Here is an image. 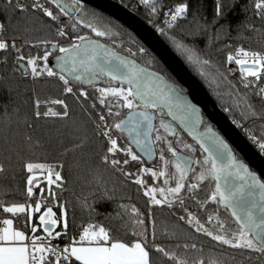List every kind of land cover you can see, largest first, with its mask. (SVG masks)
<instances>
[{"label": "snow or ice", "instance_id": "snow-or-ice-1", "mask_svg": "<svg viewBox=\"0 0 264 264\" xmlns=\"http://www.w3.org/2000/svg\"><path fill=\"white\" fill-rule=\"evenodd\" d=\"M11 4L12 0H8ZM58 12H54L52 8L45 7L39 0H33L32 9L42 11L45 17L50 18L52 22L62 23L61 17H68L70 24H64L57 27L56 32L59 37L68 36L69 33L65 30L70 28L71 43L67 46L61 45L56 41H41L45 46L51 47L56 51L55 69L49 67V56L53 53L46 50L42 57L27 58V66L31 68L33 78L42 76L46 73L48 77H58L63 82L64 91L68 94H73V87L70 85V80H75L80 83L94 84L99 77H108L110 82H118L120 87H105L97 89L100 93V103L105 104V97L111 96L116 98L118 107L128 109L125 118L114 120L111 125L106 121L105 115H100L99 120L102 125L101 135L107 138L106 153L102 157L104 165H111L117 171L123 172L125 177L132 176L131 172L123 171L120 168L121 163L124 166L129 165L130 161L143 163L141 156L133 151L132 145L146 157L155 156L154 144L157 141H162L167 144V150L172 154L173 159L170 161L165 158L163 148L160 150V160L163 162V168L159 171L152 168L142 167L139 173L134 178V183L144 189V195L149 198L151 205H167L172 207L176 201L183 205L184 200L181 197L183 189L189 191L195 190L200 186V182L211 179L215 181L214 190L209 197L210 200L222 204L226 209L231 211V215L235 218L238 224V230L233 232L231 236L222 234L224 225L221 224V233H213L204 224L200 222L187 208L184 211L187 213V223L195 227L197 232H203L212 240L219 242L222 245H228L233 249L250 250L251 252L259 253L264 257V179L254 170L248 163L238 156L234 148L229 142L219 133L214 127L205 121L199 108L193 104L185 95V89L174 80L168 79L166 76L150 70L146 66H141L135 59L137 55H149L148 49L142 45L138 46L136 51L132 47L127 49L130 56H123L116 52L108 45L101 43L100 39H92L88 35H80L77 25L89 29L97 38L110 39L115 43L117 37L121 36L119 31H115L111 23L105 24L103 27L98 25L96 21L101 18L100 14L94 10L89 12L81 0H72L66 3L65 0H50ZM140 3L149 7L152 14L157 13V0H140ZM234 5L229 6V10ZM15 8L21 12H27L28 6L16 0ZM256 14L261 20H264V0H256ZM190 11V6L187 0L175 6L174 11L170 10L168 15L170 21L165 20L169 28H173L178 23L179 19H187ZM194 18L199 17V9L192 12ZM224 5L221 0H217L215 6V15L212 20V25H215L221 19H226ZM151 23V21H150ZM199 24V20L197 19ZM207 31L209 24L205 20L199 25ZM239 27V25H237ZM228 24H221L217 29L216 38L219 39L221 29H227ZM161 35H167L164 29L157 28ZM254 31L259 29L252 28ZM4 31V24L0 22V32ZM175 45L193 65L198 66L199 73L205 79L211 75V82L217 88L221 84H225L229 91V96H235L234 104L240 107L243 104L244 108L241 115L247 113L251 117L264 119V113H257L255 107L249 102L247 93L240 94L239 88L229 79L227 72L216 70L215 74L205 71L206 68L214 67L210 60L202 59L194 48L178 41L175 36H168ZM132 44H138L134 39L130 41ZM122 46V44L120 45ZM16 48L15 40L11 43L5 40H0V50L7 51L9 48ZM228 47H231L230 45ZM242 57V58H238ZM38 59L43 61V66H38ZM154 59V58H153ZM23 55L17 56V62L24 61ZM4 62H7L5 57ZM227 63L241 66V84L245 89H254L253 94L264 100V53L260 51H249L240 47L236 54L229 53ZM24 75H28L25 70ZM254 78V79H249ZM127 87H123V85ZM80 96L87 98L88 93L81 91ZM53 104L62 105L65 111L57 113L51 108L41 114L38 110L40 101L36 100L35 112L36 117L41 115L47 116H64L68 115V105L63 99L51 101ZM95 107V105H93ZM108 116L120 117L119 111L113 112V107L108 104ZM225 111L230 112L231 109L226 108ZM165 112L171 116L173 120H179L183 128L188 132L193 140L199 145L200 152L204 153L203 160L193 159L192 156L184 155L176 151L171 140L157 134L153 140V133H158V129L154 121L156 114L159 113L161 119L159 127L165 133L171 136H178L177 129L171 122L166 121L163 117ZM247 118V117H246ZM237 127H243L242 124L233 120ZM203 127V131L200 129ZM112 129L119 133L128 134V146L122 147L118 144V140L113 138ZM248 131L247 129L245 130ZM248 138L264 154V135L257 137L250 132ZM30 139V138H29ZM179 143V140H177ZM183 147L190 152H196V147L192 144L185 143ZM118 153H123L126 157L122 161L115 158ZM109 155L113 158L109 159ZM173 164L175 172L171 174V178L175 181V186L169 185L168 166ZM193 164L200 165V171L194 177H190V173H195ZM27 172L31 173L27 177V198H33V182L36 181V186H39L37 174L35 170H39L40 174L47 172L45 179L47 180L48 199L58 200V195L52 190V185L57 189L63 190V184L58 183L63 181L61 171L62 164H46L28 162L25 165ZM4 171V166L0 164V172ZM150 173L153 178L165 177L163 183L166 187H149L146 181L142 179V175ZM53 176L55 179H53ZM194 179L195 182L187 183L188 180ZM114 191V189H113ZM41 194L44 189H40ZM159 193V198L157 197ZM113 197L108 194L105 189L103 199L111 200ZM35 206L25 203H13L11 206L3 207L4 213L13 214V216L25 219V227H28V221L32 220L34 213H41L42 201L36 200ZM124 210L125 215H128L133 225H143L144 220L141 218L143 213L135 205H119ZM58 210L61 215L53 211V206H46V209L39 215V226H42L44 236L35 235L37 226H31V237L26 235L25 231L17 230L13 227L12 219H4L2 223L5 227L0 228V264H152L150 252L147 246V236L142 239L136 238L141 236L135 228L132 230L133 239L123 240L112 235L104 227H97L94 224H89L83 228L79 234V239L75 237L68 238L61 248L59 244L53 245L52 240L57 238L68 237V213L65 205L58 204ZM181 220L185 217L181 216ZM212 219L209 216V221ZM58 225L61 230H57ZM152 238L155 240V231L152 232ZM47 241V242H46ZM154 250L161 253L172 264H187L186 260L181 259L175 252L166 250L164 247L154 244ZM188 248V245H184ZM195 248V245L191 246ZM199 264H204L200 260ZM210 264H217L216 261H210Z\"/></svg>", "mask_w": 264, "mask_h": 264}, {"label": "trees", "instance_id": "trees-1", "mask_svg": "<svg viewBox=\"0 0 264 264\" xmlns=\"http://www.w3.org/2000/svg\"><path fill=\"white\" fill-rule=\"evenodd\" d=\"M118 1L148 22L151 21L154 27L161 25L167 8L184 2V0H157V13L152 14L151 9L141 4L140 0ZM187 2L190 6L187 19H179L173 28L166 25L167 35H163L164 38L207 85L223 110L231 109L230 112H225L232 121L235 120L243 125L239 128L247 137L249 132L257 137L264 135V119L251 117L247 113L242 116L241 111L244 106L243 104L240 107L235 106V96L228 95V87L222 83L217 88L211 82V75L208 79L202 77L198 66L189 63L168 38V36H175L178 41L194 48L202 59L210 60L214 67L206 68L205 71L212 74H215L217 69L227 72L229 69L226 62L227 56L238 48L243 47L264 52V20H261L256 14V0H221L227 15L226 19L219 20L215 25H212V20L217 0H187ZM40 3L52 8L54 12L57 11L50 0H40ZM15 4V0H12L11 4L8 3V0H0V22L4 24V35L10 41L15 40L16 48L20 49L19 52L13 48L0 51V164L4 166V171L0 172V218L9 215V213L3 212L4 206L25 202L35 205L36 200H41L42 209L46 206H53L58 216L61 215V212L57 205H65L69 229L68 237L61 238L63 243L68 238L79 239V234L89 224H94L97 227L102 226L112 235L125 241L133 239L131 234L135 228L137 233L142 234L136 238L142 239L143 236H147V246L152 264H172L161 253L154 250V244L175 252L178 257L186 260L187 264H199L200 260H203L204 264H210V261L213 260L217 264H264V257H261L259 253L222 245L203 232H197L195 227L187 223L185 208L195 210L203 221H207L210 211H219L238 228L227 209L221 207L220 204L210 202L206 210L202 209L203 203L213 191V180L208 179L200 183L202 186L197 191L198 202L190 199L185 200L186 204H173L171 208L167 205L154 206L143 194L144 189L134 183V178L139 173L141 165L149 166L151 163H147L142 157V164L130 161L129 165L124 166L121 163L120 168L123 171L132 173L130 177H125L123 172L117 171L110 164L102 163L108 143L107 138L101 135V128L98 127L103 123L99 120V116L105 115L107 123L111 125L114 120L121 119L128 109L113 105L112 98L109 96L105 97V104L100 103V93L96 86L107 81L82 84L70 80L74 91L73 94H68L64 91L63 82L58 77H48L44 74L33 78L24 75L17 62V56L23 55L25 57L23 62L27 64V58L43 55L46 47L47 50H50V45L45 46L40 43L41 41L65 43L66 37H59L56 29L60 24H70L74 20L70 21L68 17H61L62 23L52 22L40 10L28 7L27 12H21L16 10ZM230 5H234L231 10H229ZM85 6L89 12L94 10L100 14L101 18L96 21L98 25L103 27L105 24L111 23L113 29L121 33L115 43L110 39L101 38L106 43L128 55H130L127 51L129 47H132L133 51H136L140 45L146 47L123 24L90 6ZM197 9H199V17L194 18L192 12ZM205 20L209 24L207 31L199 26ZM221 24H228L229 27L226 30L221 29L219 39H217V29ZM253 27L260 31L252 30ZM77 28L79 34L86 30L90 32L89 29L83 28L81 25H77ZM67 29L70 30V28ZM133 39L138 44L130 43ZM121 44L122 46H120ZM229 45L231 47H228ZM148 52L147 56L137 55L134 58L164 73L168 78L174 79L163 63L149 49ZM5 57H7L6 63L4 62ZM228 75L229 79L239 88L240 94L247 93L249 102L254 105L256 112L264 113V100L253 94L254 89L243 87L241 75L232 72H229ZM81 91L88 93L87 98L80 96ZM57 99H63L68 105L66 117L62 115L35 116L36 100L40 101L38 110L41 114L46 112L48 107L57 113H63L65 109L62 105L51 103ZM108 104L113 107V112L121 113L120 117L108 116L106 107ZM156 127L164 131L159 127V122H156ZM114 132L128 144L121 133L115 129ZM165 134L169 139H174V136ZM155 144L157 152H160L161 144L158 141ZM133 151L136 152L134 148ZM136 154L139 155L137 152ZM112 158L109 155V159ZM115 158L122 161L126 157L123 153H118ZM28 162L63 165L62 169L57 168L63 177L62 182L58 181L63 184V190L52 185V190L57 193L58 200L48 199L46 188L41 194L40 186L34 189L31 200L27 198V177L31 174L25 167ZM155 163H157V158L152 162V165ZM35 171L39 172V170ZM43 185L46 186L44 183ZM105 189L113 197L111 200L103 199ZM121 204L135 205L140 209L143 213L141 218L144 220V224L133 225L129 216L125 215L124 210L119 207ZM181 216H184L185 219L181 220ZM223 216L221 217L223 218ZM17 225L21 227L20 222ZM59 229L61 230L60 225ZM153 230L155 231V240L152 238ZM184 245L189 247L185 248ZM192 245L196 247L192 248Z\"/></svg>", "mask_w": 264, "mask_h": 264}, {"label": "water", "instance_id": "water-1", "mask_svg": "<svg viewBox=\"0 0 264 264\" xmlns=\"http://www.w3.org/2000/svg\"><path fill=\"white\" fill-rule=\"evenodd\" d=\"M81 2L84 5L90 6L107 16L114 18L115 20L123 24L125 27H127L129 30H131L143 42V44L163 63L167 70L173 75L174 79L168 78L164 73L152 67H149L146 64L141 63L134 57L130 58L135 59L137 63L141 66H146L150 70L164 75L168 79L174 80L175 82L179 83L185 89V95L187 96V98L199 108L201 114L205 118V121L210 123L214 127V129L229 142V144L234 148L236 153L240 154V158H242L246 163H248L250 168L256 171L261 176V178L264 179V154H262L258 150V148L249 140L245 133L242 132V130L237 127L235 123H233L232 119L221 108L218 101H216V99L208 89L207 85L198 77L194 70L169 44V42L164 38V36L161 35V33L156 29V27H154L150 22H148L146 19L141 17L139 14H137L118 0H81ZM90 38L100 39L101 43L108 45V47L114 49L119 54L123 56H130L126 53L118 51L101 38ZM68 44H70V42H65L61 45L67 46ZM50 51L54 54L50 58V66L54 70H56L55 55L57 53L51 48ZM19 65L23 72H25V70L29 72V67L25 62H19ZM105 81L110 82L109 78L106 76L99 77L95 82L102 83ZM112 83L119 84L118 82L114 81ZM127 113L128 111L124 114L121 119L125 118ZM164 115L168 118L171 123L176 126L177 129L182 131L185 135H187L192 141L196 143V141L192 139V137L180 124L179 120H173V118L171 116H168L166 112ZM160 118V114L157 113L156 120L154 121V123L156 124V122L160 120ZM200 130L203 131V127ZM123 134L129 141L128 134ZM197 146L199 147L198 144ZM132 147L147 163H152L157 157L156 144H154L155 156L151 158L144 156V154L141 153L140 150L135 147V145H132ZM179 153L188 155L184 152ZM214 187L215 181L213 185V190ZM220 206L225 208L222 204H220ZM227 211L235 221V218L231 215V211L229 209H227Z\"/></svg>", "mask_w": 264, "mask_h": 264}, {"label": "rangeland", "instance_id": "rangeland-1", "mask_svg": "<svg viewBox=\"0 0 264 264\" xmlns=\"http://www.w3.org/2000/svg\"><path fill=\"white\" fill-rule=\"evenodd\" d=\"M67 3H70L69 2V0H65ZM46 7V6H45ZM50 8V7H49ZM57 11L56 12H58V9H56ZM63 17V16H62ZM61 26H63V25H59V27H61ZM68 33H69V35L68 36H65L66 37V40H65V42H70L71 43V36L73 35V33H71L70 32V30H68L67 28L65 29ZM165 30V29H164ZM80 35H88L89 37H96L95 36V34L94 33H92L91 31L90 32H87V30L85 31V32H83V33H81ZM48 51H50V50H48ZM44 55V54H43ZM43 55H35L34 57H42ZM52 55H50V57H51ZM27 61V60H26ZM38 66L39 67H42L43 66V61L42 60H39L38 59ZM46 74V73H45ZM121 85L120 84H114V83H112V82H106V83H104V84H99V85H97L96 86V89H100V88H105V87H120ZM123 87H127L126 85H123ZM109 97H111V96H109ZM112 98V100H111V102H112V104L114 105V104H116L117 105V102H116V98H113V97H111ZM110 101H109V103H111ZM50 108L48 107V109H47V111L49 110ZM52 109V108H51ZM53 110V109H52ZM157 129L159 130L158 131V133H156V132H154V140H155V136L157 135V134H159V135H161L162 137H165L167 140H171L172 141V143H173V147L176 149V151L178 152V151H180V150H182V151H187V149H185L184 147H183V145H184V143H183V141L182 140H179V143L177 142V140L176 139H173V138H170L169 139V137H167V135L165 134V132L164 131H162L161 129H159L158 127H157ZM114 132V129H112V133ZM123 136H124V134L123 133H121ZM125 137V136H124ZM113 138H116L117 140H118V144L120 145V146H122V147H127L128 146V144H126L124 141H123V139H121L120 138V136L119 135H117L115 132H114V135H113ZM126 138V137H125ZM126 140H127V138H126ZM128 141V140H127ZM159 142V144H161L160 145V150L163 148V150H164V155H165V158L166 159H168V158H170L171 156H172V154L170 153V152H168V150H167V144L166 143H164V142H162V141H158ZM121 143H122V145H121ZM157 163H155L154 165H152V163L149 165V166H147V165H144V164H142L141 165V168L142 167H147V168H152L153 170H156V171H159V170H161L162 168H163V162L160 160V152H157ZM170 160V159H169ZM171 161V160H170ZM193 168L195 169V173H191L189 176L190 177H194L195 176V174H198V172L200 171V165H197V164H194V166H193ZM175 172V168H174V166H173V164H169V166H168V173H169V185L168 186H171V187H174L175 186V181H174V179H172L171 178V174L172 173H174ZM37 174V180L39 181V186H40V188H46V190H47V193H48V188H49V186H48V184H47V180L45 179V177L47 176V172L45 171L43 174H40V172H37L36 173ZM31 175V174H30ZM142 179H144L145 181H146V184H147V186H149V187H157V188H159V187H166L165 185H164V183H163V181H164V179H165V177H160V178H158V179H156V178H153V177H151V175H150V173H145V174H143L142 175V177H141ZM53 179H55V177L53 176ZM192 182H195L194 181V179H190V180H188L187 181V183H192ZM45 184L46 186H42V184ZM201 183V182H200ZM201 184H200V186L197 188V189H195V190H191V191H189L187 188H185V189H183L182 190V192H181V197L183 198V200H184V203L186 204V202H185V200H190V199H194V200H196V202H198L197 200H198V196H197V191L201 188ZM37 186H36V181H34L33 182V191H34V189L36 188ZM210 195H211V193L209 194V196L207 197V199H206V201H205V203H203V205H202V209L203 210H206V208H207V205H208V203H210V202H214V201H212V200H210L209 199V197H210ZM157 197L159 198V193H157ZM183 203V204H184ZM174 204H180L179 203V201H176ZM55 205H57V204H55ZM35 205H32V207H34ZM196 209H198L197 207H196ZM189 212H191L197 219H199L200 220V222L202 223V224H204L205 225V227H207L210 231H213V233L215 234V233H221V228H220V225L221 224H223L224 225V227H223V233L222 234H225V235H228V236H231V234L233 233V232H236L237 230H238V228L236 227V226H234L233 224H231V222L228 220V219H226L227 217H224L223 215H221L220 214V212L219 211H210V209H209V213H210V215L209 216H211L212 217V219L209 221V216H208V218H207V221H203L202 219H200V217L197 215V213H196V211L195 210H188ZM38 214V213H37ZM34 215H35V213L33 214V217H34ZM221 216H223V218L221 217ZM32 217V218H33ZM186 219H187V215H186Z\"/></svg>", "mask_w": 264, "mask_h": 264}, {"label": "built area", "instance_id": "built-area-1", "mask_svg": "<svg viewBox=\"0 0 264 264\" xmlns=\"http://www.w3.org/2000/svg\"><path fill=\"white\" fill-rule=\"evenodd\" d=\"M39 2H40V0H39ZM69 2L71 3L72 0H69ZM15 3H16V0H15ZM20 3H23V4L27 5L28 7H31V4L33 3V0H20ZM177 5H178V3L174 4L172 7H169V8H167V9L165 10V12H164V16H163V19H162V21H161V25L158 26V27H156V29H157V28L165 29V26L167 25V24L165 23V20L168 19V20L170 21V16L168 15V13H169L170 10H173V11H174L175 6H177ZM0 40H5L6 42H9V43L12 42V41H10V40H8V39L6 38V36L4 35V31H3V32H0ZM10 48H11V47H10ZM244 49L249 50V51H256V50H251V49H248V48H244ZM0 51H1V50H0ZM236 51H237V50H236ZM236 51L232 52V54L235 55V54H236ZM260 52L264 53L263 51H260ZM50 58H51V57L49 56V67H51V66H50ZM238 58H242V57H238ZM227 64H228V68H229V69H232V71H231L232 73H234V74H240V75H241V66H240V65L235 64V62H232L231 64H229V63H227ZM28 75H29L30 77H32V75H31V68H30V67H29ZM249 79H254V78H249ZM251 142H252V141H251ZM252 143H253V142H252ZM4 207H5V206H4ZM45 209H46V208L41 209V213H38L37 216L34 215V217L32 218V220L27 222V223H28V227H27V228L25 227V223H26L25 219L15 217V216H13V214H10V213H9V215H8L7 217H2V218H0V228L5 227V225L2 223V221H3L4 219H8V217H10V218L14 221V223H15L16 225L19 224V222H20V224H21V228H22L23 231L26 232V235H27V236L31 237V236L33 235V233H32L31 230H30V229H31V226H33V225L37 226V232L35 233V235L44 236V235H46V234L43 232L42 226H39V220H38V217H39L40 214L43 213V211H44ZM53 211H55V210L53 209ZM55 212H56V211H55ZM35 214H36V213H35ZM57 215H58V214H57ZM57 230H60V229H59V225H58V227H57ZM46 242H47V241H46ZM51 243H52L53 245L59 244V246H60L61 248H63V247H64V244H65V243L62 242L61 238H57V239H55V240H52Z\"/></svg>", "mask_w": 264, "mask_h": 264}, {"label": "flooded vegetation", "instance_id": "flooded-vegetation-1", "mask_svg": "<svg viewBox=\"0 0 264 264\" xmlns=\"http://www.w3.org/2000/svg\"><path fill=\"white\" fill-rule=\"evenodd\" d=\"M219 103V102H218ZM222 108V107H221ZM223 109V108H222ZM166 121H168V122H170L169 120H168V118L164 115V117H163ZM161 119V118H160ZM160 120H158L157 122H159ZM207 122V121H206ZM208 123V122H207ZM173 124V123H172ZM174 125V124H173ZM174 127H176L175 125H174ZM177 129V128H176ZM177 133H178V136H176V137H174V139H176V140H182L183 141V143L185 144V143H187V144H192V145H194L195 147H196V152H190L189 150H187V151H182V150H180V151H178V152H184V153H186V154H188V155H190V156H192L194 159H198V160H203V156H204V154L202 153V152H200V150H199V147L197 146V144L194 142V141H192L187 135H185L182 131H180L179 129H177ZM170 135V134H169ZM238 154V156L240 157V154L239 153H237ZM172 160V156L170 157V158H168V160ZM193 166H194V164H193ZM212 185H214V181H213V183H212ZM212 188H213V186H212Z\"/></svg>", "mask_w": 264, "mask_h": 264}, {"label": "crops", "instance_id": "crops-1", "mask_svg": "<svg viewBox=\"0 0 264 264\" xmlns=\"http://www.w3.org/2000/svg\"><path fill=\"white\" fill-rule=\"evenodd\" d=\"M8 219H11L10 217H8ZM13 227L15 228V229H17V230H22V228L20 227V226H18V225H16L15 223H14V221H13ZM23 231V230H22Z\"/></svg>", "mask_w": 264, "mask_h": 264}]
</instances>
